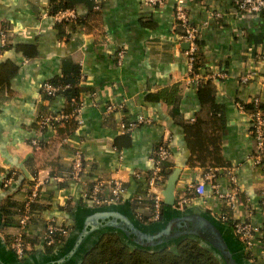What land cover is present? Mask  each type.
Returning a JSON list of instances; mask_svg holds the SVG:
<instances>
[{"label": "crops", "instance_id": "1", "mask_svg": "<svg viewBox=\"0 0 264 264\" xmlns=\"http://www.w3.org/2000/svg\"><path fill=\"white\" fill-rule=\"evenodd\" d=\"M142 1L0 0V264H70L79 246L97 236L81 231L103 209L146 229V176L162 142L171 153L166 180L176 173L175 200L191 197L179 208L164 206L166 224L179 215L203 216L221 231L238 264H264L260 233L251 260L230 222L222 220L227 214L264 225V172L252 160V125L239 107L254 98L264 104V16L240 11L238 0H166L156 7ZM177 4L199 27V72L225 74L210 86L186 81V48L173 15ZM61 6L76 9L77 20L61 24L48 14ZM72 65L79 69V121L60 144L53 141V125L39 118L69 112V106L64 96L42 101L40 94L43 83ZM110 104L115 109L106 111ZM138 117L144 122L120 132L121 121ZM77 152L80 181L67 177ZM211 169L212 180L205 181ZM227 169L238 191L232 200L222 198L232 188ZM111 178L123 183L121 203L100 207L84 197L88 183ZM36 181L41 184L33 218L24 229L29 252L19 258L9 243L19 231V214L8 216L1 205L25 203ZM201 183L203 194H197L192 187ZM109 194L105 185L101 196ZM48 221L72 228L51 250L37 238Z\"/></svg>", "mask_w": 264, "mask_h": 264}, {"label": "built area", "instance_id": "2", "mask_svg": "<svg viewBox=\"0 0 264 264\" xmlns=\"http://www.w3.org/2000/svg\"><path fill=\"white\" fill-rule=\"evenodd\" d=\"M166 0H143V4L149 7L161 6L165 3ZM238 8L240 11L251 13L254 15H263L264 16V0H238ZM173 15L175 20L179 21L180 25L183 27L184 33L181 37V40L188 44L187 48L184 50V54L188 63V73L186 75V81L189 84L198 87L201 82L204 81H214L218 78H223L224 73H200L193 72L192 70V62L193 55L195 51V38L198 36L199 27L190 23L188 15L181 4H177L174 8ZM56 21H73L77 18V12L74 8H66L60 10L52 15H50ZM261 59L264 60V53L260 56ZM248 77H243V80H246ZM42 94H40L41 100L43 97H47L48 95H53L57 91V87L49 82H45L42 85ZM254 111L250 114L249 119L252 125V135L255 143V149L252 153V160L255 164L259 165L264 172V110L258 109L259 100L254 98ZM115 109V106L110 104L107 106L106 111H112ZM79 109L75 110V113H49L40 117L39 122L41 124H50L54 125L55 123H59L63 120H67L70 116L76 115L78 117ZM144 122L142 117H138L135 120H128L124 122H120L119 130L122 133H126L134 129L137 125ZM32 144H36L35 141H32ZM171 153L169 148L165 143H160L157 148L154 150L151 156L152 167L148 171L146 176V193L145 197L150 202V214L148 218L145 220L147 222L156 221L159 219L162 206H163V189H164V174H163V163L170 159ZM83 172V162L80 153H75L74 159L72 162V168L67 177L73 180L80 181L82 178ZM213 170L207 171L204 174V180L211 182V178L213 177ZM229 174L230 181L232 183V188L230 192L225 195H221L224 199L232 200L235 198L236 194H238L237 187L235 185V178L231 170L227 169ZM135 177H140L139 172L134 173ZM53 180L60 181L64 179L63 176H53ZM40 181H36L34 185L31 187V190L27 196V199L23 206V211L19 215V231L13 238L10 246L14 251L17 257H22L24 255L25 245L22 240V231L26 227V223L30 218V204L36 199L38 194V188L40 186ZM86 183H84L85 185ZM105 185L109 186V198H104L101 196L103 188ZM212 187L215 188V185L212 184ZM192 189L197 194H203L204 188L203 183L198 184L197 186H193ZM124 191L123 183L118 178L111 179H100L94 181L88 189L84 190V197L89 199L93 205L95 206H109L121 203L122 201V193ZM141 200V198H137ZM191 197L185 195H179L175 200L174 207H181L184 204H187L190 201ZM226 216L222 217V220L225 221ZM144 220V219H143ZM231 228L234 234L238 237V239L243 244L246 249L248 256L251 260H253V247L256 244V236L258 233L260 236L259 243L262 246V261L264 263V225L261 227H257L252 225L249 221H236L232 219L230 222ZM69 232V229L65 226L54 224V222H46L45 229L41 232L42 240L47 244L51 245L54 243L55 235L66 236Z\"/></svg>", "mask_w": 264, "mask_h": 264}, {"label": "trees", "instance_id": "3", "mask_svg": "<svg viewBox=\"0 0 264 264\" xmlns=\"http://www.w3.org/2000/svg\"><path fill=\"white\" fill-rule=\"evenodd\" d=\"M71 6H61V7H54L49 11V15H52L60 10L69 8ZM78 18V16H77ZM76 18V20H77ZM67 23L69 21H58V23ZM176 26L179 31V38L182 37L184 30L183 27L180 25L179 21L175 20ZM6 39L4 41V45L6 44ZM195 51L193 55V62H192V70L193 72L197 73L200 70V65L198 63V38H195ZM47 82L53 84L57 87V91L53 95H48L46 98H53V96L61 95L64 96L70 111L67 110L62 111V113H68L74 109L79 108V104L81 103L78 96L80 92L79 88V69L76 65H72L68 69H63L61 74L48 80ZM209 81L201 82L198 88H202L203 86H210ZM41 93L42 90H41ZM44 101V99L42 100ZM239 107L242 111L246 114H250L254 111V104L253 101L250 102H241L239 103ZM258 109L264 110V104L259 101ZM39 111H45L44 103L39 104ZM71 112V113H73ZM37 121V119H35ZM78 123L77 116L74 114L70 116L67 120H63L59 123H55L53 125V134L54 138L53 141L59 142L61 144L62 137L64 135H68V132L71 131L73 126H76ZM76 124V125H75ZM252 130V127H251ZM252 133V131H251ZM55 139V140H54ZM61 139V140H60ZM58 140V141H56ZM52 141V142H53ZM164 143V142H162ZM71 171V170H70ZM67 172V175L69 172ZM169 172V162L166 161L163 163V174L164 180H166ZM56 175V174H55ZM54 175V176H55ZM92 183H88L90 187ZM178 197V196H177ZM176 197V199H177ZM35 203L30 204V212L34 211ZM24 203H18L9 201L5 206L1 205V209L3 210L4 214L8 216L19 214L23 210ZM164 204L162 206V211L160 217L156 221H152L146 224L147 230L151 233L158 232L165 224V220H163V209ZM225 222H231L232 219L229 218L227 214ZM33 217H30L26 223V227L29 226L30 221ZM4 223H10L4 220ZM101 223H104L102 221ZM230 224V223H229ZM63 226V225H61ZM231 226V225H230ZM19 227V224H18ZM69 229L70 227L65 226ZM45 229V227H44ZM29 236V235H28ZM27 236V231L24 230L22 232V240L25 245L24 249V256L27 255L29 249L27 244L31 241ZM41 236V235H40ZM37 237L38 240L45 245L47 250H51L56 244L62 242L66 236L62 237L59 235L54 236V243L51 245H47L43 240L42 236ZM32 240L33 241H36ZM162 242L157 243L154 245H141L134 242V235L130 233L126 235L124 231L117 230L112 231L109 227L106 228L105 232L98 235V238H94L90 241V237H85L84 242H89L86 244H82L79 246L78 253L75 257H72L70 264H224L215 255L213 252V247L208 243H204L200 238L193 236V235H179V236H172L165 238V235H161ZM155 238H153L154 240ZM89 240V241H88ZM10 244L12 240H9ZM248 255V253H247Z\"/></svg>", "mask_w": 264, "mask_h": 264}, {"label": "water", "instance_id": "4", "mask_svg": "<svg viewBox=\"0 0 264 264\" xmlns=\"http://www.w3.org/2000/svg\"><path fill=\"white\" fill-rule=\"evenodd\" d=\"M185 48L188 44L183 42ZM176 182V173L169 175L163 189V204L165 206H173L175 203L174 188ZM111 219H105L109 217ZM116 211L113 209H103L89 216L87 222L84 224L82 234L84 236L106 231L110 228L112 231L122 230L126 235L132 233L134 235V242L141 245H154L162 242L161 235L165 238L179 235H193L200 238L204 243H208L214 249L213 252L224 264H238L235 261L236 256L227 249L226 242L223 239L221 231L215 225L203 216L196 214L179 215L173 218L169 223L165 224L158 232L151 233L147 229L137 227L121 217L117 220ZM104 221V223H95L96 221ZM153 238H155L153 240ZM78 251V250H77ZM79 252V251H78Z\"/></svg>", "mask_w": 264, "mask_h": 264}]
</instances>
